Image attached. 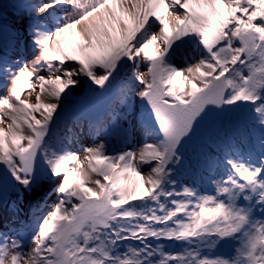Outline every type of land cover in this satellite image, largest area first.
<instances>
[{"label": "snow or ice", "instance_id": "snow-or-ice-1", "mask_svg": "<svg viewBox=\"0 0 264 264\" xmlns=\"http://www.w3.org/2000/svg\"><path fill=\"white\" fill-rule=\"evenodd\" d=\"M0 93V264H264V0L0 4Z\"/></svg>", "mask_w": 264, "mask_h": 264}, {"label": "rangeland", "instance_id": "rangeland-1", "mask_svg": "<svg viewBox=\"0 0 264 264\" xmlns=\"http://www.w3.org/2000/svg\"><path fill=\"white\" fill-rule=\"evenodd\" d=\"M9 2H10V0H9ZM11 2H12V1H11ZM11 2H10V5H11ZM16 2H17V1H16ZM13 3H15V2H13ZM12 10H13V9H12ZM8 12H9V10H8ZM51 199L54 201V200L56 199V197L53 195ZM26 214H27V213H26V211H25V209H24V212L22 213L21 218H22V219H26V218H27V215H26ZM7 223H8V219H7V217H5V219L0 220V227L5 226Z\"/></svg>", "mask_w": 264, "mask_h": 264}, {"label": "bare ground", "instance_id": "bare-ground-1", "mask_svg": "<svg viewBox=\"0 0 264 264\" xmlns=\"http://www.w3.org/2000/svg\"><path fill=\"white\" fill-rule=\"evenodd\" d=\"M12 1V2H11ZM17 0H10V2H11V4L13 3V2H16ZM10 2H9V0H0V4H4V5H10ZM8 10H9V13H11V12H13V10L9 7L8 8ZM0 94H3V93H0ZM25 211H26V213H27V208H25Z\"/></svg>", "mask_w": 264, "mask_h": 264}]
</instances>
